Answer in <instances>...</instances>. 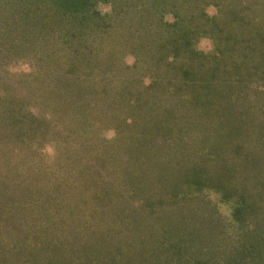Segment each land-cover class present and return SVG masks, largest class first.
<instances>
[{"label":"trees","instance_id":"obj_1","mask_svg":"<svg viewBox=\"0 0 264 264\" xmlns=\"http://www.w3.org/2000/svg\"><path fill=\"white\" fill-rule=\"evenodd\" d=\"M97 3L109 6V13L101 16L92 9ZM212 5L217 7L218 15L211 19L204 9ZM0 10V46L8 42L19 55H27L32 46L41 48L45 50L43 60L51 61L40 68L34 80L41 99L36 100L45 106L43 101L57 105L56 111L45 117L42 114L43 122L72 120L78 129L74 141L80 150L87 147L89 156L85 160H91L69 181L79 190L69 194L66 201L74 207L78 206L74 198L88 196L85 199L90 206L78 212L87 207L90 212L76 217L80 225L81 221H91V232L81 254L72 261L69 257L62 260L63 264H215L216 244L221 240L224 246L228 232L211 204V193L221 192L223 201L232 204V222L238 230L234 235L239 239L240 230L252 219V207L251 197L244 193L230 191L226 195L210 184L215 179L223 180L225 171L213 174L208 165L218 163L221 158L217 150H226L230 143L237 148L236 156L244 154L249 159L238 137L244 136L248 147L256 149L257 158L250 165L255 174L264 173V0H0ZM6 25L11 30L12 25L19 28L15 30L20 33L19 40L8 39L15 31L5 33ZM115 33L117 42L112 39ZM201 38L213 41L211 53L196 49ZM88 40L98 42L101 48L90 50V45L83 44ZM106 40L110 41V50L104 51ZM113 43L119 47L114 48ZM118 48L134 55L132 69L153 76L147 87L132 84L139 83L137 79L115 81L111 76L99 75L102 83L94 88L87 75L83 80L81 74L70 81V75L60 78L56 72L68 54L73 65L78 61L87 66L92 64L91 58L97 61L99 53L106 54L107 69L113 68L110 63L116 60L114 49ZM86 52L89 57L83 55ZM73 68L69 73H74ZM69 88H78L71 105L66 101ZM55 90L62 95H56ZM8 102L13 107L14 100ZM69 106H74L72 113ZM20 107L9 108L7 113ZM67 111L69 117L65 116ZM142 114L148 116L147 121ZM207 123L210 127L206 129ZM110 128L115 137L109 141L89 135V131L97 135ZM172 130L178 136H171ZM0 132L4 137L6 131ZM18 136L20 142L23 138ZM209 137L208 144L201 142ZM255 145L258 148L252 147ZM74 153L79 156L78 150ZM211 153L212 158H207ZM195 154L202 163L193 160ZM27 156L30 152L23 154L25 159ZM29 164L23 162V168H29ZM108 164L112 167L107 169ZM73 173L70 171L68 176ZM122 177L131 184L128 188L139 191V196L136 192L128 199L114 195ZM20 182L24 183V177ZM14 213L1 217L0 223L11 226V231L3 234L0 264H56V258L61 256V260L64 252L72 257L73 236L36 237L37 220L12 221ZM49 223L44 220L37 226L49 227ZM145 228L151 233L145 232L136 240L135 235ZM160 230L164 234L161 243L148 247L151 237ZM133 245L139 247L137 254L132 253L136 259L128 255ZM261 246L264 250V241ZM148 250L151 257L147 256ZM243 251L235 249L238 258L232 264H264L263 252L260 257L259 252L254 255L255 250H250L253 257L246 259L239 256ZM225 260L227 264V257Z\"/></svg>","mask_w":264,"mask_h":264},{"label":"rangeland","instance_id":"obj_2","mask_svg":"<svg viewBox=\"0 0 264 264\" xmlns=\"http://www.w3.org/2000/svg\"><path fill=\"white\" fill-rule=\"evenodd\" d=\"M1 2H4V0H1ZM91 8L95 9L97 12L99 11L101 16L109 13L110 11L109 6L103 5L101 3L95 4L94 7L91 6ZM204 12L211 19L216 18L218 15V9L213 5L206 7ZM2 14L3 13L0 10V15ZM15 20L17 22L18 18L16 17ZM8 22L12 23L13 21L8 20ZM15 26L16 25H12L11 27L12 30L14 29V31L16 28L19 29ZM12 30L9 29L7 25L6 27L4 26L5 33L12 32ZM18 33V31H15L13 34L14 36H10L8 39H18V36H20V33ZM24 37L28 39L25 35ZM22 38L23 35L21 36L20 40ZM112 39L116 42L118 41V36L116 33L112 35ZM4 44L5 46H0V99H2V97L4 98L0 103V129L6 131V134L3 137L2 133L0 132V222L2 220L1 217L10 214V212H15L16 214L14 213V215H12L13 217H11L12 221L13 219L16 220L18 218L20 220H23L24 218L30 219L33 220V222L34 219L35 221L37 220L36 224H34V227L36 225L35 228L38 229V231L34 229L35 232L37 231L35 233L36 237L39 236L44 238L47 235L51 237L55 235L54 237L59 239V236L62 234L69 233L76 240L72 241L71 245V250L73 249L72 257H70L71 255H67V253L64 252L62 254L63 258L61 260H59L61 256L56 258V264H63L62 260H66L69 257L70 259L72 258V261L73 258H75L81 252L82 247L85 245L88 235L91 232V226H89L91 221H81L82 224L80 225V222H77L76 217H81V215L85 217L90 212V208L88 207L85 208L81 213L78 212V210L86 206H90L88 203L89 200L85 199L88 196H85V198H74L73 200L78 206L71 207L73 203L71 202L70 204L69 202H66L69 200V194H74V192L76 193V191L79 190L78 186H73L72 184V181L74 178H76L75 174L79 171L80 167H88L89 164H91V160H85V158L89 156V152L86 151L88 150L87 147H82V150H80V145L78 146L77 142L74 141V137L77 135H75L76 127L75 125H72L74 124L72 120L67 119L65 122H63L59 119L57 121H48L47 123L43 122L44 115H49L52 110H57V105L51 103L49 106L48 101H43L48 107L41 105L39 103L41 99L39 100L37 96L40 94V90H35L37 87L36 82L34 81L36 78L35 76L38 75L37 73L40 68H42L44 65L46 66L47 63H51V61H44L42 58L45 50L41 49L40 47V49H36V47L32 45H27L29 47L32 46V49L30 48L28 50L27 55H19L17 52H14L9 48L10 44H8V42H5ZM83 44L90 45V50L101 48L98 42H93L91 40L83 42ZM107 45H110L109 40H106L102 46L104 51L106 49L110 50ZM117 47L119 46L114 44V48ZM213 47V41L209 38H201L196 44V49L205 54L211 53ZM114 50L116 60L113 59V62L110 63V66H113V68L109 67L107 69L109 66V64L107 65L109 56L106 54L104 55L99 53V55L96 56L98 58L97 61L96 59L94 60V58H91L92 64L88 66L78 61H76L73 65L74 60H70L71 56L68 54V59H63L60 61L58 67L56 68V72H59L58 75L61 76L60 78H62V76L66 77L70 75V81H73L72 77H75L77 80L78 76H81V74H83V77L81 76L83 80L85 75H87V80L92 82L91 85L94 86V88L100 86L102 83V76L99 75L111 76L115 81L121 79H137L139 80V83L134 82L132 84L138 86V88H142L144 86L147 87V85H149V83L153 80V76L147 74L143 76V74L141 75L140 70L135 71L132 69L135 64V58L134 55L132 56L129 51L121 52V48ZM83 55H85V57H89L88 52L84 53ZM127 65L129 66V69H125L124 71L123 68ZM71 68H73V74L69 73ZM86 86L87 85L85 84V87ZM69 89L70 90L66 89V97L70 96L66 101H68L69 105H71L72 102L70 100H73L78 96V88ZM54 93L56 95L57 93L62 95L61 93L57 92V90H55ZM25 97H27V99ZM8 100L10 103L11 100H14L15 103L13 107H9L7 105L9 104ZM260 101V104H263L262 99ZM14 107L20 108L7 113L9 108L11 109ZM40 109H42L41 112L36 115V112H38ZM68 109L72 113L74 106H69ZM35 116L39 119L37 120ZM65 116L69 117L68 111ZM141 116H145L146 121L148 120V116L146 114H142ZM148 125L153 127V123L148 122ZM208 127H210L209 123H207L206 129ZM60 130H65V133H63V131L60 132ZM79 131L81 132V129H79ZM114 132L115 131L110 128L105 130L102 134L97 135L95 134V131H89V135L109 141L115 137ZM204 132L208 133L207 131ZM15 133H17L16 136L19 134L18 138H23V135L21 134H26V136L20 142H18L16 140ZM11 136H15L13 140ZM171 136H178L177 131L172 130ZM238 137L244 142L246 146V148L244 147V151L247 150L249 159H246L243 152V157L236 156L238 153L234 143L227 144L228 150L224 149V151L223 149H216V153H220L219 156L221 159L218 163L214 162L215 165H208V167L210 168L209 170L213 172V174L224 173L225 171V178L223 180L215 179L209 183L217 186V188L220 191L226 193V195L227 192L231 193L230 191H233V193L239 191L244 193L247 197H251L252 202L250 200L249 207L252 208L249 210V213L252 215V219L248 226L246 225L244 226V229L240 230L241 236H239V239L235 236L238 230L234 228V223L232 222V204L223 201L222 196L224 194H221V192H215L216 194L214 192L211 193V198L213 199L211 204L215 208L217 212L216 215L223 224V228H227L228 232L227 236L225 233L226 237L224 238V246H222L221 240H219L216 244V254L214 255L215 264L216 262H218L217 264H226L225 257H227V264H232L234 258H238L235 257V249L237 247L245 249V251H243L239 256L246 257V259L253 257L252 254L256 255L257 252L260 253V257L264 253V250L261 246L262 242L264 241V193H260L264 192V189H261L260 185H264V173L255 174L256 171L253 170V164L250 165V161L252 162L255 158H257L255 157L256 155L254 153L256 149L251 150L248 147L249 144L247 142V137ZM79 140L83 142L82 138ZM23 142L25 145L22 144ZM201 142L208 144L210 142V137L206 141L204 139ZM20 145H22V147H20ZM252 147L258 148L257 145ZM65 150H68L69 152L67 155L63 153ZM76 150H78L80 157L81 155L83 156L82 159L75 155L74 152ZM28 152H30L31 156H27L28 158L25 159L23 154ZM212 154L213 153L209 154L211 156L207 158H212ZM63 155L66 156L64 157ZM198 156V154L193 155V157H195L193 160H198L201 162L199 158H196ZM64 158H66V160H64ZM223 161H226V163ZM23 162L30 163L29 168H23ZM109 167H112V164H108L107 169ZM232 168L234 169V172H236L235 176L233 175L234 172L232 173L230 171ZM45 170L47 171L48 175L46 174ZM70 171H74V173L68 176ZM104 172L105 171L102 173ZM79 176L82 177V175ZM23 177L24 183L20 182L22 181ZM84 177L86 176L84 175ZM125 179L126 177L120 178V184H118L117 189L114 190V195L120 196L122 199H128L130 198L131 194L136 192V194L139 196V191L137 189L135 191L134 189L128 188V186L131 184H128ZM70 180H72L71 183H69ZM97 191H99V189H97ZM110 194L111 193H109V196ZM48 199L49 202L47 203ZM47 206L48 209L46 212H44V209ZM109 208L112 209V206L109 205ZM49 211H54V213ZM73 212H75V214ZM57 215L59 216L58 219H54L57 217ZM38 218L40 219V222H38ZM44 220H46V222H50L49 224L51 226H37V224H40ZM4 225V223H0V246H2L3 240L5 239L3 234L11 231V226ZM255 226L257 228L252 229L255 228ZM145 232H147L148 235L151 233L149 228H145L142 234L138 233L135 235V239L139 240L140 238H143ZM162 232L163 231L160 230L153 237H151L150 244H147V246L150 248H155V246L160 244V241H162L164 238V234ZM75 235L78 236L76 237ZM212 237L214 238V236H211V238ZM125 243L126 242L123 241L122 245ZM138 250L139 247L133 245L128 255L133 257L132 253L137 254ZM250 250L255 251L251 254L249 252ZM148 253L149 254L147 256L151 257V252L149 251ZM220 253H223L224 256H222L223 254ZM128 255L123 256V258L127 257ZM133 258L136 259V257Z\"/></svg>","mask_w":264,"mask_h":264}]
</instances>
